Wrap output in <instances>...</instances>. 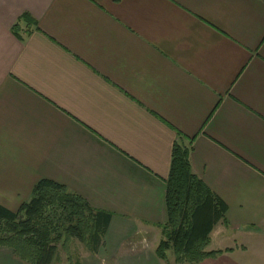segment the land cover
Here are the masks:
<instances>
[{
    "label": "crops",
    "instance_id": "1",
    "mask_svg": "<svg viewBox=\"0 0 264 264\" xmlns=\"http://www.w3.org/2000/svg\"><path fill=\"white\" fill-rule=\"evenodd\" d=\"M180 135L228 207L207 246L222 252L196 264L264 242V0H0L1 206L56 181L112 214L91 264L118 249L121 264H167ZM216 231L234 243L214 247ZM0 264L24 262L0 247Z\"/></svg>",
    "mask_w": 264,
    "mask_h": 264
},
{
    "label": "trees",
    "instance_id": "2",
    "mask_svg": "<svg viewBox=\"0 0 264 264\" xmlns=\"http://www.w3.org/2000/svg\"><path fill=\"white\" fill-rule=\"evenodd\" d=\"M12 30L23 38L19 23ZM190 150L180 135L173 146L166 180L164 238L156 249L157 256L166 262L167 252L172 250L178 264H196L219 255L221 250H207V246L215 225L227 222V204L193 172ZM111 218L110 212L94 208L67 186L40 179L30 199L16 212L0 205V247L9 248L24 264H54L59 243L65 246L71 239L97 252ZM73 264L82 263L78 259Z\"/></svg>",
    "mask_w": 264,
    "mask_h": 264
},
{
    "label": "rangeland",
    "instance_id": "3",
    "mask_svg": "<svg viewBox=\"0 0 264 264\" xmlns=\"http://www.w3.org/2000/svg\"><path fill=\"white\" fill-rule=\"evenodd\" d=\"M111 234L114 235V232H111ZM214 237V247H220L223 245H229L230 243H234L233 241H227L225 243H220L219 241H217V231L214 234ZM110 238L111 235L108 239ZM237 241L248 245L250 250L229 255L228 258L222 259L220 263L207 262L205 264H264V250L262 254H258L257 251H254L255 248L258 247V245H260L264 249V242H256L251 236H241L237 239ZM120 247H124V244H121ZM167 253V255L169 256V260L165 262L167 264H176V262H174V253L172 251H168ZM128 256H130V254H123V250L118 249L117 253L113 254L112 257H109L106 263L103 262V264H115L116 260H120V262H117V264H121L123 261H126V258H128ZM93 258L95 259L94 254H90V252L86 250V247L83 243H81L77 239H71L69 242L66 243L65 246H63L62 243H59L58 253L54 264H73L75 260L78 259L81 261L82 264H91V259Z\"/></svg>",
    "mask_w": 264,
    "mask_h": 264
}]
</instances>
